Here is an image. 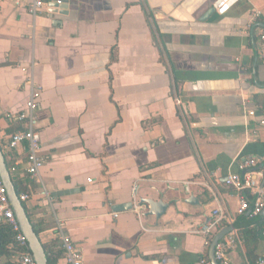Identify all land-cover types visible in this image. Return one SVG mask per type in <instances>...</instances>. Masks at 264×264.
Instances as JSON below:
<instances>
[{
    "label": "crops",
    "instance_id": "1",
    "mask_svg": "<svg viewBox=\"0 0 264 264\" xmlns=\"http://www.w3.org/2000/svg\"><path fill=\"white\" fill-rule=\"evenodd\" d=\"M30 1L0 0V149L44 251L67 264L59 223L82 264H211L210 238L195 232L212 212L239 238L247 222L223 179L257 158L264 190V0L223 16L216 0H42L36 15ZM30 100L39 182L27 143L4 144L28 128ZM145 199L164 213L148 215ZM263 252L264 239L239 240L228 257Z\"/></svg>",
    "mask_w": 264,
    "mask_h": 264
},
{
    "label": "built area",
    "instance_id": "2",
    "mask_svg": "<svg viewBox=\"0 0 264 264\" xmlns=\"http://www.w3.org/2000/svg\"><path fill=\"white\" fill-rule=\"evenodd\" d=\"M243 0H216L214 4V11L217 15L223 16L226 14L231 7L242 2ZM17 5L19 3L17 2ZM45 4L42 0H32L27 4V11L36 15ZM256 16L258 15L255 13ZM259 57L264 62V30L260 34V47ZM35 101L30 100L27 105L28 118L30 120L29 126L26 130L16 131L12 134L7 135L4 138L5 147L8 150L17 149L22 143H27V161H26V174L35 181L39 182L40 171L43 167V161L38 156L39 151V135L33 130V118L32 113L35 108ZM252 115L253 112H250ZM8 121L12 119L11 116L5 115ZM25 115L22 114L16 119L22 120ZM264 124V122H261ZM257 158H247L238 164V173L228 174L224 179L223 183L226 187L232 188L238 197V207L236 215L242 216L248 214L251 217L258 215L262 209H264V190L260 187L259 178L262 176L261 172L257 171L256 168L259 164ZM14 171L11 168V172ZM189 182L183 183V189L186 193H189ZM244 192H249L253 197L252 201H249L244 195ZM43 195L47 194L42 192ZM19 200L23 203L26 202L29 197L26 194H20ZM145 207L136 206L135 211L145 210ZM224 216L220 211L212 212L211 219L201 227L200 230L196 231L197 234L205 235L210 238L209 243L213 239L212 233L216 230L222 229V220ZM0 224H6L11 227L15 233V246L17 253L13 258L15 264H36L32 254L30 253L25 237L22 235L18 222L14 216V213L9 204L6 189L0 179ZM56 236L61 241V248L63 250V259L67 264H82V254L72 241L64 235L62 232V226L58 223L56 229ZM264 236V232H263ZM237 233H231L220 240L214 248V259L218 264H234L228 257V253L233 249L236 242ZM249 264V263H244ZM254 264H264V252L257 258Z\"/></svg>",
    "mask_w": 264,
    "mask_h": 264
},
{
    "label": "water",
    "instance_id": "3",
    "mask_svg": "<svg viewBox=\"0 0 264 264\" xmlns=\"http://www.w3.org/2000/svg\"><path fill=\"white\" fill-rule=\"evenodd\" d=\"M59 2H62V0H60ZM211 12H214V9H211ZM0 179L6 189V194L9 204L18 222L20 231L27 241L28 249L34 258L35 263L48 264L44 248L40 244L37 235L34 232L33 226L31 225L29 218L26 214V211L23 207V203L19 200V197L16 193L9 169L5 161L4 154L2 153L1 149H0ZM190 198L191 199L189 201L191 202L192 197ZM141 204L148 205V212H147L148 215H153L155 217L161 216L166 209V206L161 201H152L150 199H145L141 201ZM130 207H131L130 205H121L115 207L114 211L125 210ZM230 231H231V227H226L220 230L211 240L209 246V255H210L211 264H218L214 259V248L216 244L220 240H222Z\"/></svg>",
    "mask_w": 264,
    "mask_h": 264
},
{
    "label": "trees",
    "instance_id": "4",
    "mask_svg": "<svg viewBox=\"0 0 264 264\" xmlns=\"http://www.w3.org/2000/svg\"><path fill=\"white\" fill-rule=\"evenodd\" d=\"M7 167L10 168V163L7 161ZM17 195L19 196L25 189L22 185L15 179H12ZM252 198V197H251ZM249 200V199H248ZM253 198L249 201H252ZM246 217L243 220L247 221L244 228H240V236L237 234L236 242L239 240H244V244L252 240L261 241L264 239V218L256 219V216L251 217L248 214H245ZM244 216V215H242ZM46 253H49L47 248L45 249ZM17 253V249L15 246V233L12 231L11 227L6 224H0V261L2 259L5 260L3 264H15L13 258ZM52 253H49L47 257L48 264H54V258H52ZM249 263V262H248ZM249 264H254L249 263Z\"/></svg>",
    "mask_w": 264,
    "mask_h": 264
}]
</instances>
